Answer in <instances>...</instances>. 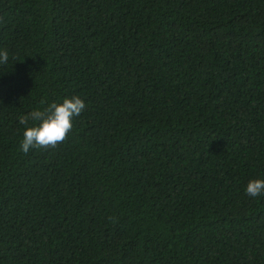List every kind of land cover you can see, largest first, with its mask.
<instances>
[{"label": "trees", "instance_id": "16d2710c", "mask_svg": "<svg viewBox=\"0 0 264 264\" xmlns=\"http://www.w3.org/2000/svg\"><path fill=\"white\" fill-rule=\"evenodd\" d=\"M3 49L0 264H264V0H0Z\"/></svg>", "mask_w": 264, "mask_h": 264}, {"label": "clouds", "instance_id": "9594fccd", "mask_svg": "<svg viewBox=\"0 0 264 264\" xmlns=\"http://www.w3.org/2000/svg\"><path fill=\"white\" fill-rule=\"evenodd\" d=\"M9 54L6 49L0 50V65L7 64ZM41 105L45 104L41 100ZM85 108L80 96L64 97L62 102L52 101L45 107L36 108L19 117V123L24 125L21 149L27 153L31 148H55L68 138L72 130L73 117L79 116ZM250 197L264 193V179H250L246 186Z\"/></svg>", "mask_w": 264, "mask_h": 264}]
</instances>
